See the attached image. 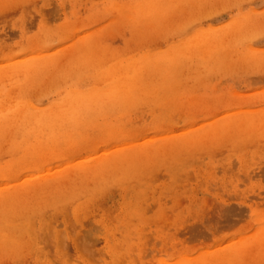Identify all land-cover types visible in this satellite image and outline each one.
Instances as JSON below:
<instances>
[{"label":"rangeland","instance_id":"1","mask_svg":"<svg viewBox=\"0 0 264 264\" xmlns=\"http://www.w3.org/2000/svg\"><path fill=\"white\" fill-rule=\"evenodd\" d=\"M262 13L0 0V264H264Z\"/></svg>","mask_w":264,"mask_h":264},{"label":"snow or ice","instance_id":"2","mask_svg":"<svg viewBox=\"0 0 264 264\" xmlns=\"http://www.w3.org/2000/svg\"><path fill=\"white\" fill-rule=\"evenodd\" d=\"M240 7H245V6H240V5H234L233 8H240ZM253 15L251 13L250 7H248V10L246 12H237L235 16L233 17L234 20H239L241 24H246L250 22L253 19ZM261 44L264 45V13L261 14ZM256 227H260L262 230H264V222H261L260 225H254L251 228L247 229L248 232H253L255 231ZM245 233H237L236 235L230 237L231 239H236L237 236L239 235H244ZM16 264H23L21 261H17Z\"/></svg>","mask_w":264,"mask_h":264},{"label":"bare ground","instance_id":"3","mask_svg":"<svg viewBox=\"0 0 264 264\" xmlns=\"http://www.w3.org/2000/svg\"><path fill=\"white\" fill-rule=\"evenodd\" d=\"M146 69V68H145ZM64 105H66V104H64ZM63 106V105H62ZM73 109H69L70 111H72V113H73V111H76V112H79L80 111V108L82 107V105H79V104H76V105H73V106H71ZM69 110H68V112H69ZM5 114V113H4ZM22 117H24L25 118V113L24 114H22ZM4 118H5V116H4ZM7 120V119H6ZM18 120V119H17ZM26 120V119H25ZM10 123H11V121H9ZM14 122V121H13ZM47 125V124H46ZM51 125V129L52 130H54V132L56 131V129H58V123L56 122V123H52V124H50Z\"/></svg>","mask_w":264,"mask_h":264}]
</instances>
